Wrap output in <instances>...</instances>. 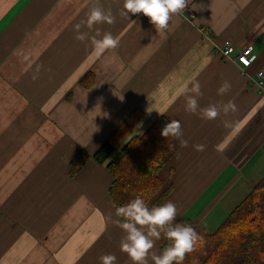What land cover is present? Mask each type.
<instances>
[{
	"label": "crops",
	"instance_id": "crops-1",
	"mask_svg": "<svg viewBox=\"0 0 264 264\" xmlns=\"http://www.w3.org/2000/svg\"><path fill=\"white\" fill-rule=\"evenodd\" d=\"M123 3L99 0L115 22L81 29L119 38L98 55L75 39L96 0H0V264H101L105 254L132 264L109 220L112 175L93 159L72 175L71 162L135 112L143 118L132 135L165 117L188 141L174 139L159 172L173 187L160 205H176L174 223L213 233L264 178V89L253 81L264 69V0H190L166 39L142 13L121 15ZM227 41L252 47L248 68L214 53ZM189 81L201 85V108L234 101L236 111L212 120L187 112L178 92ZM224 81L231 89L220 95Z\"/></svg>",
	"mask_w": 264,
	"mask_h": 264
},
{
	"label": "trees",
	"instance_id": "trees-1",
	"mask_svg": "<svg viewBox=\"0 0 264 264\" xmlns=\"http://www.w3.org/2000/svg\"><path fill=\"white\" fill-rule=\"evenodd\" d=\"M142 113H133L101 147L89 156L80 152L71 162V174H76L88 160L105 164L113 177L110 196L115 209L136 195H142L147 204L159 206L173 187H165L160 170L176 152L175 138L161 136V129L169 121L158 118L143 134L132 135ZM175 223L191 224L202 237L194 252L183 264H264V178L229 214L213 233L190 220ZM169 242L158 240L163 250Z\"/></svg>",
	"mask_w": 264,
	"mask_h": 264
},
{
	"label": "clouds",
	"instance_id": "clouds-1",
	"mask_svg": "<svg viewBox=\"0 0 264 264\" xmlns=\"http://www.w3.org/2000/svg\"><path fill=\"white\" fill-rule=\"evenodd\" d=\"M190 0H124L121 15L128 16L142 13L149 18L156 32L162 38L172 29L170 21L173 16L180 15L188 7ZM115 22V17L110 10H105L96 0V5L91 7L86 19L75 25V39L80 42H88L94 46L98 55L107 50H115L119 47V38L110 32L89 36V31L96 25ZM86 27L89 31H82ZM100 37V38H97ZM37 66V71L40 70ZM189 84L191 85L189 87ZM231 89V84L224 81L218 88V94H226ZM186 100L185 110L191 114H199L201 118L212 120L218 118L221 113L236 111L234 101L225 104H210L201 108L199 97L202 96L201 85L198 81H189L178 92L179 96ZM151 111V110H149ZM163 114V113H160ZM161 136L179 140L181 147H188V141L183 139L182 126L179 121L171 119L161 129ZM197 151H204L205 146L194 145ZM178 215L176 205L169 201L160 206L149 207L142 195H136L124 205L115 209V218L109 217L112 225L121 229L124 233L119 242L120 251L127 254L132 264H183L186 256L195 251L202 237L191 224L174 223ZM163 237L169 242L166 247L157 254L156 242ZM101 264H116L117 257L114 254H105L100 258Z\"/></svg>",
	"mask_w": 264,
	"mask_h": 264
},
{
	"label": "built area",
	"instance_id": "built-area-1",
	"mask_svg": "<svg viewBox=\"0 0 264 264\" xmlns=\"http://www.w3.org/2000/svg\"><path fill=\"white\" fill-rule=\"evenodd\" d=\"M204 36H208L209 30L202 31ZM214 53L222 58L230 59L240 64L244 69L248 68L253 59V49L251 46L237 49L231 41H227L223 46H216ZM254 84L260 89H264V69H261L256 74Z\"/></svg>",
	"mask_w": 264,
	"mask_h": 264
}]
</instances>
